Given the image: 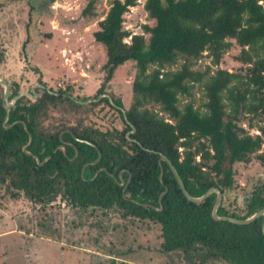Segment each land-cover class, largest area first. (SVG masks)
I'll return each instance as SVG.
<instances>
[{
	"label": "trees",
	"instance_id": "1",
	"mask_svg": "<svg viewBox=\"0 0 264 264\" xmlns=\"http://www.w3.org/2000/svg\"><path fill=\"white\" fill-rule=\"evenodd\" d=\"M26 2L31 17L39 8L36 0ZM136 3L111 0L92 31L105 59L91 95H77L68 83L58 89L47 86L33 66L40 84L36 97L19 96L4 123L7 108L0 84V191L36 203L62 199L81 207L116 206L123 215L159 224L165 252L198 249L202 259L264 264V215L246 224L214 219L216 193L198 202L188 200L167 162L159 163L164 154L192 196L218 188V215L244 219L264 207V178L242 204L232 198L234 164L254 158L264 166V125L251 135L239 123L245 116L264 119V0H144L143 9L154 24L144 23L142 33L132 34L123 27V14ZM92 6L89 0L82 15H93ZM233 41L240 46L234 59L243 66L228 71L218 64ZM203 52L214 68H194ZM4 56L0 45V64ZM127 61L135 72L125 109L107 88ZM2 78L11 100L21 92L19 83ZM194 84L201 85L202 109L191 100L181 102L182 96L192 95ZM100 104L118 112L122 127L101 128L86 122L84 115L66 121L68 112L78 114ZM54 109L65 113L57 123H48Z\"/></svg>",
	"mask_w": 264,
	"mask_h": 264
},
{
	"label": "rangeland",
	"instance_id": "2",
	"mask_svg": "<svg viewBox=\"0 0 264 264\" xmlns=\"http://www.w3.org/2000/svg\"><path fill=\"white\" fill-rule=\"evenodd\" d=\"M88 1L36 0L39 9L30 17L26 0H0V45L5 51L0 78L17 81L21 92L29 93L31 87L34 90L36 87L37 73L32 67L37 66L47 86L58 89L68 83L73 85L77 95L94 93L105 55L103 47L94 41L92 31L111 0H93L94 14L84 16L81 11ZM143 2L137 0L136 5L123 14V27L132 34L142 33L144 23L154 24L143 9ZM27 35L25 57L20 51ZM239 50L240 46L233 41L219 67L239 70L243 63L234 59ZM179 62L171 67H177ZM206 65L214 68L203 52L193 66L203 69ZM134 72L133 62H125L115 71L107 88V93L118 97L125 109L132 98ZM188 100L202 109L201 85L194 84L190 97H181L183 103ZM64 113L54 109L47 122L57 123ZM66 115L69 123L84 115L86 122L92 120L101 128L122 127L118 112L104 104ZM248 117L242 118L240 125L251 135L260 133L258 126L264 125V119ZM233 167L236 185L232 198L242 204L256 182L264 178V166L252 158ZM228 206L234 205L229 203ZM123 211L116 206H75L62 199L36 203L27 198L14 199L0 191V264H228L213 258L202 259L198 249L188 253L163 251L159 224L123 215Z\"/></svg>",
	"mask_w": 264,
	"mask_h": 264
},
{
	"label": "water",
	"instance_id": "3",
	"mask_svg": "<svg viewBox=\"0 0 264 264\" xmlns=\"http://www.w3.org/2000/svg\"><path fill=\"white\" fill-rule=\"evenodd\" d=\"M0 84L3 85L4 87V92H3V100H4V103L6 105V117L4 119V123L5 121L8 119V115H9V110L10 108L12 107V105L14 104V102L16 101V99L23 95V94H27V95H30L32 98H35L36 97V93L34 92V88L31 87L30 89V92L29 93H26V92H20L19 94L15 95L12 97L11 100H8V94H9V84L7 83L6 80L0 78ZM34 86H40V84H35ZM105 96H107L109 99H110V96L108 94H104ZM111 101V100H110ZM81 103H84V102H88V100L86 101H79ZM7 127V126H5ZM31 142V136H29V141L27 144H29ZM27 144L23 147V150L26 151V147H27ZM58 148V147H57ZM56 148V149H57ZM62 148L64 149V146L62 145ZM55 149V150H56ZM49 157V156H47ZM38 160V158H37ZM161 160H164L167 162L169 168L171 169L175 179H176V182L178 184V186L180 187L182 193L184 194V196L190 200V201H194V202H198L200 201L201 199H204L206 198L207 196H209L211 193H216V197H215V201H214V204L212 206V209H211V215L214 219H220V220H229L233 223H237V224H246V223H249L250 221L254 220L256 217L260 216V215H264V207L257 210L255 213H253L252 215H250L249 217L247 218H244V219H238V218H235V217H231V216H227V215H218L217 214V209L221 203V192L219 191L218 188L216 187H210L208 188L202 195L198 196V197H195V196H192L191 194H189L175 168V166L173 165V163L164 155V154H161L160 153V158H159V163L161 162ZM162 172V170L160 171ZM120 179L122 180V177L120 176ZM122 183V181H121ZM166 191V188L165 190ZM262 231L264 233V218H263V221H262Z\"/></svg>",
	"mask_w": 264,
	"mask_h": 264
},
{
	"label": "crops",
	"instance_id": "4",
	"mask_svg": "<svg viewBox=\"0 0 264 264\" xmlns=\"http://www.w3.org/2000/svg\"><path fill=\"white\" fill-rule=\"evenodd\" d=\"M38 84V83H37Z\"/></svg>",
	"mask_w": 264,
	"mask_h": 264
}]
</instances>
